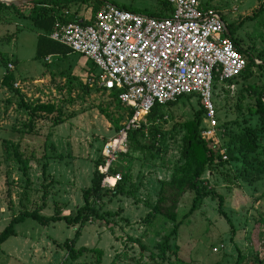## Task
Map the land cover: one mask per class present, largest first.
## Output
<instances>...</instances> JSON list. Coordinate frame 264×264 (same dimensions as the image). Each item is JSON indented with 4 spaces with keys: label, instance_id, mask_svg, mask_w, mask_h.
<instances>
[{
    "label": "rangeland",
    "instance_id": "obj_1",
    "mask_svg": "<svg viewBox=\"0 0 264 264\" xmlns=\"http://www.w3.org/2000/svg\"><path fill=\"white\" fill-rule=\"evenodd\" d=\"M91 1H70L57 11V17L88 18ZM105 1L151 12L161 6L157 0ZM260 1L205 0L204 3L217 10L226 27L251 14ZM13 10L19 11L18 7H0V53L7 61L3 64L0 60V80L9 71L6 65L11 63L13 68L9 73L20 83V98L0 84V143L1 140L17 143L22 156L29 159V183L24 186L25 177L0 144V230L22 208L36 209L42 200L44 207L40 213L44 216L52 215L54 207L61 214L73 215L82 205L81 193L89 186L101 144L115 130L99 109L112 121L117 120L118 125L129 119L125 118L123 109L109 103L106 93L95 89L97 71L80 55L70 53L59 59L51 55L49 64L42 62L43 58L35 60L37 31L28 20L16 17ZM232 37L242 49L249 50L255 64L264 63V14L244 22ZM250 71L252 77L247 80L239 77L226 85L212 81L211 101L218 122L219 149L231 148L230 140L249 129L255 133L254 151L245 153L247 164L240 154L234 153L236 161L208 169L211 174L201 175L203 182L223 197V211L234 227L232 239L225 219L216 212L215 200L205 198L190 216L182 218L190 205V193L177 202L174 221L161 213L144 220L152 213L157 180H168L182 163V123L191 120L198 109L196 96L189 95L159 110L161 119L151 124L157 127L161 138L157 141L158 136L137 138L141 145L144 143L152 149H128L126 155H116L112 166L120 176L127 177L123 192L128 194L103 196L94 202L97 213L113 214L104 216L105 221L85 223L75 248L100 249V264H165L157 256L159 249L180 222L167 245L186 264H233L238 256L240 264H264V135L259 131L256 115L250 112L254 109V95L247 88H260L264 75L257 68ZM229 85L232 90H228ZM20 99L28 104L49 103L54 112L30 120L28 113L17 107ZM54 117L61 123L54 126L51 123ZM27 123H31L30 129ZM154 148L158 149L156 153ZM75 228L61 221L40 226L24 219L14 226L15 235L0 245V264H94L95 256L90 253H83L74 261L67 259L61 244L73 237ZM219 245L222 248L212 252ZM164 252L165 258L172 261L169 251Z\"/></svg>",
    "mask_w": 264,
    "mask_h": 264
},
{
    "label": "built area",
    "instance_id": "obj_2",
    "mask_svg": "<svg viewBox=\"0 0 264 264\" xmlns=\"http://www.w3.org/2000/svg\"><path fill=\"white\" fill-rule=\"evenodd\" d=\"M166 1L171 12L163 18L132 13L104 2L90 19H55L47 35L90 61L97 71L93 81L96 88L115 91L120 106L132 110L129 119L101 145L96 170L101 174L102 189L112 188L121 179L111 170L116 155L126 153L127 132L144 125L154 105L162 106L180 96H196L202 109L198 137L209 147H216L215 162L227 159L218 147L211 83L226 85L240 75L245 60L225 34L217 10L205 0ZM49 57L43 61L49 63ZM6 68L10 71L13 67L8 63ZM12 86L20 90L18 81ZM220 248L222 245L213 247L212 252Z\"/></svg>",
    "mask_w": 264,
    "mask_h": 264
},
{
    "label": "trees",
    "instance_id": "obj_3",
    "mask_svg": "<svg viewBox=\"0 0 264 264\" xmlns=\"http://www.w3.org/2000/svg\"><path fill=\"white\" fill-rule=\"evenodd\" d=\"M70 1L74 0H35L23 5H5L4 3H0V7L2 8H16L18 7V12L14 11L16 17L23 18L29 21L32 27L37 31L36 35V42H35V51H34V59L39 60L44 58L47 55H55L57 57H62L67 54H74L66 47L51 41L47 38L48 33L52 30L53 23L55 19L61 20L57 17V11L63 6H66ZM81 2V1H79ZM107 2L105 0H92L91 1V10L90 19L93 14L98 10L99 6ZM82 3V2H81ZM119 9L126 10L132 13H138L150 17L155 18H163L169 16L171 12L170 5L167 3L166 0H157V3L160 6L156 12L146 11L144 9H135L130 5H124L121 3L115 2H107ZM264 14V0H261L257 9L253 10L251 14L242 17L235 23H229L225 28L228 33V38L231 40L234 47L238 50V52L243 56L245 60V67L243 71L238 75L236 78L233 79V82L236 81L239 77L244 80L249 79L251 76L250 68H257L263 72L264 75V63L255 64L254 57H252L251 53L247 49H242V47L238 44L237 40L232 37V33H234L244 22L251 21L256 18L258 15ZM72 21H77V18L70 19ZM87 20V18L83 19ZM63 21V20H62ZM229 26V28H228ZM78 55V54H77ZM82 57V56H81ZM0 60L3 64H6L0 53ZM87 61L92 68L94 66L90 61ZM13 65L15 64L14 61H11ZM43 62V59H42ZM11 64V63H10ZM228 81V83H231ZM14 83V79L11 77L9 71L2 75L0 80V84L4 86L6 89L20 94L18 89L13 88L12 84ZM91 85H89L90 87ZM248 93L254 95V109H250V112L256 115L258 123H259V131L264 135V82L260 86V88H256L255 86H247ZM97 91L106 93L109 98V103L116 109H123L126 112L125 118H129L132 114V110L128 107H121L118 103L116 98V92L113 90L105 91L98 88H95ZM184 97L180 96L175 99L173 102H167L166 104L159 106L154 105L150 111L145 116V121L147 120L148 125L140 124V127L134 130H129L127 132V150L128 149H152L151 146H147L144 143L142 145L137 141V138L144 139L151 136L154 139L156 136V141L161 138L160 133L158 132L157 127L152 125L156 119H161V115H159V110L165 107H171L176 104L179 98ZM188 97V96H185ZM20 98V95H19ZM198 109L194 112V117L191 120L184 121L182 123V127L184 128L183 134V141L184 146L181 152L182 156V163L178 165L174 173L169 177L168 180H157L158 183V190L156 192V200L154 206L152 208V213L147 215L144 220L146 221L149 216H153V214L161 213L166 218L171 219L172 221L175 220V210L177 208V202L182 198L184 194L190 193L191 200L190 205L186 213L183 214L182 218H186L191 215L198 207L202 205V202L205 198H209L210 200H215L216 205V212L219 216L225 219V222L228 225L230 238L234 236V227L230 218L225 214L223 211V197L216 193L213 189H210L203 180L201 179V175L203 173L209 172L208 169L214 167L222 168V165L226 163H230L231 161H236L237 157L233 155L234 153L240 154L242 156L241 160L246 163L245 161V153H250L254 151V132L252 130L247 129L244 132V135L234 136L230 143H233L231 148H227L225 150V154L227 159L225 161H218L215 162V158L217 156V151L215 153V149L209 147L208 144L198 137V132L201 127V119H202V109L197 101ZM17 107L24 109L29 116V119L40 118L41 115H50L54 112V107L49 103H41L35 101L32 104L26 103V101L20 99ZM102 113L104 118L111 122L114 127V134L121 128L122 124H117V120H111L110 117L106 114L105 111L99 109ZM158 117V118H157ZM31 122V121H30ZM51 123L55 126L60 124L61 121L58 117H54ZM28 128L30 129L31 123H27ZM113 134V135H114ZM1 147L3 152L6 154L8 158H10L18 168V171L21 173L24 180V186H28V179H27V171H28V163L29 159L23 157L19 151L17 143H13L9 140H1ZM235 144H237L235 146ZM102 145V144H101ZM101 149V147H100ZM154 152H157V148H154ZM126 150V153H127ZM100 152V150H99ZM122 154V155H126ZM218 157V156H217ZM101 161L100 155L98 156L97 161L94 163L93 172L91 175V179L89 181V186L84 189L81 193L82 198V205L78 207L73 215H64L59 212L57 207H54V212L52 215L44 216L40 213L41 209L44 207V201L42 200L40 206L36 209L27 210L22 208L16 215L11 216L8 220L7 224L0 230V245L9 237L15 235L14 226L17 223L22 222L24 219H31L36 222L40 226H46L50 223L56 222H63L65 225L68 226H76L73 237L71 239H66L62 242L61 246L66 251V257L69 261H74L79 258L83 253H90L95 256L93 263L100 264L101 260L100 257L102 255L101 250L95 247H85L81 246L79 248H75L74 244L78 239L81 229L83 228L85 223H91L92 221L104 219V216H111L113 213L105 211L102 214L97 213L94 209V202L99 201L103 196H108V198H112L122 194H128L123 192V184L125 183L127 177L125 175H121L120 181H118L112 188L110 189H102L100 187V179L101 174L97 172L96 165ZM247 164V163H246ZM45 168V163L41 165L42 171ZM111 172H116L114 167L112 168ZM210 173V172H209ZM211 174V173H210ZM222 177V176H221ZM226 178V177H225ZM43 198V197H42ZM163 212V213H162ZM105 221V219H104ZM180 222H177L175 226L172 228L171 232L168 236L164 239L163 244L159 249V253L157 256L161 261H165V264H186L184 261L179 259L175 252L176 250H170L167 242L168 238L171 235H175V232L178 228ZM169 251V256L171 255L172 261L166 259L165 252ZM239 255V254H238ZM234 260L233 264H240V260ZM163 263V262H160ZM158 264V263H155Z\"/></svg>",
    "mask_w": 264,
    "mask_h": 264
},
{
    "label": "water",
    "instance_id": "obj_4",
    "mask_svg": "<svg viewBox=\"0 0 264 264\" xmlns=\"http://www.w3.org/2000/svg\"><path fill=\"white\" fill-rule=\"evenodd\" d=\"M3 2L5 5H21V4H26L35 0H0ZM225 34L228 35L227 31H225Z\"/></svg>",
    "mask_w": 264,
    "mask_h": 264
},
{
    "label": "crops",
    "instance_id": "obj_5",
    "mask_svg": "<svg viewBox=\"0 0 264 264\" xmlns=\"http://www.w3.org/2000/svg\"><path fill=\"white\" fill-rule=\"evenodd\" d=\"M2 3H3V2H2ZM69 51H70V50H69ZM74 54H75V53H74ZM47 56H50V57H49V63H51V61H50V59H51V55H47ZM45 57H46V56H45ZM57 58L59 59V58H61V57H57ZM83 59H85V58H83ZM85 60H86V59H85ZM43 62H44V61H43ZM44 63H46V62H44ZM49 63H48V64H49ZM15 81H17V80H15Z\"/></svg>",
    "mask_w": 264,
    "mask_h": 264
}]
</instances>
